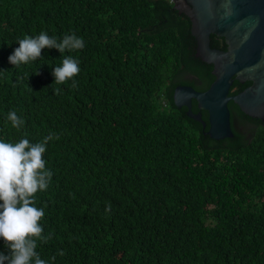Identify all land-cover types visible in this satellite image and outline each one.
I'll use <instances>...</instances> for the list:
<instances>
[{
  "label": "trees",
  "instance_id": "obj_1",
  "mask_svg": "<svg viewBox=\"0 0 264 264\" xmlns=\"http://www.w3.org/2000/svg\"><path fill=\"white\" fill-rule=\"evenodd\" d=\"M189 28L169 0H0V140L59 136L43 155L51 182L35 194L51 234L37 242L42 259L264 264V123L228 102L232 137L213 141L206 113L201 131L173 105L175 87L204 92L213 81ZM41 32L75 34L84 47L10 65L18 40ZM209 48L225 50L214 36ZM69 55L80 64L75 88L51 75ZM248 85L233 81L228 96Z\"/></svg>",
  "mask_w": 264,
  "mask_h": 264
},
{
  "label": "water",
  "instance_id": "obj_2",
  "mask_svg": "<svg viewBox=\"0 0 264 264\" xmlns=\"http://www.w3.org/2000/svg\"><path fill=\"white\" fill-rule=\"evenodd\" d=\"M172 10L186 17L195 43V57L210 65L213 81L204 92L187 86L172 91V103L184 108L185 116L205 123V135L213 141L232 137L227 103L244 116L264 120V0H170ZM209 36L221 38L225 50L209 48ZM249 83L239 93L228 96L232 82ZM197 113H191V102ZM202 133V132H201Z\"/></svg>",
  "mask_w": 264,
  "mask_h": 264
},
{
  "label": "clouds",
  "instance_id": "obj_3",
  "mask_svg": "<svg viewBox=\"0 0 264 264\" xmlns=\"http://www.w3.org/2000/svg\"><path fill=\"white\" fill-rule=\"evenodd\" d=\"M17 44L19 47L8 57V63L16 67L40 59L44 49H55L61 54L84 47L83 39L75 34H66L58 41L45 32L35 37L26 35ZM79 73V61L69 55L62 59L60 66L52 69L51 75L53 83L60 85L71 80V86L75 88V77ZM55 92L58 94L60 89ZM7 120L16 129L24 125V120L15 111L7 114ZM53 139H59V136L49 133L37 143L26 138L14 143L0 140V239L8 249V255L0 252V264H53L55 260L52 257L46 261L36 251L37 242L47 243L51 234L44 235L40 221L45 212L36 206L35 197L37 192L46 191L51 182L52 172L46 167L43 155L46 145ZM110 211L111 204L108 203L105 212Z\"/></svg>",
  "mask_w": 264,
  "mask_h": 264
},
{
  "label": "flooded vegetation",
  "instance_id": "obj_4",
  "mask_svg": "<svg viewBox=\"0 0 264 264\" xmlns=\"http://www.w3.org/2000/svg\"><path fill=\"white\" fill-rule=\"evenodd\" d=\"M259 121V120H258ZM261 123H264V120L263 121H260Z\"/></svg>",
  "mask_w": 264,
  "mask_h": 264
},
{
  "label": "rangeland",
  "instance_id": "obj_5",
  "mask_svg": "<svg viewBox=\"0 0 264 264\" xmlns=\"http://www.w3.org/2000/svg\"><path fill=\"white\" fill-rule=\"evenodd\" d=\"M170 1V0H169Z\"/></svg>",
  "mask_w": 264,
  "mask_h": 264
}]
</instances>
